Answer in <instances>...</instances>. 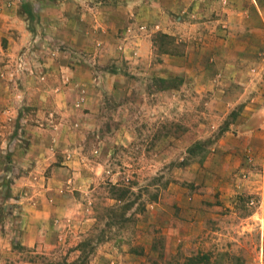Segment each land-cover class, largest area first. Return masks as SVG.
<instances>
[{"label":"crops","instance_id":"crops-1","mask_svg":"<svg viewBox=\"0 0 264 264\" xmlns=\"http://www.w3.org/2000/svg\"><path fill=\"white\" fill-rule=\"evenodd\" d=\"M21 1L0 0V264H38L24 253L50 252L65 242L77 213L60 189L71 168L77 179L86 166L104 170L105 162L84 154L83 142L100 132L105 97L129 77L121 63L132 75L184 74L200 92H214L212 100L224 110L237 105L238 120L224 130L217 158L224 169L239 166L246 149L264 160V65L252 61L254 47L264 49V40H255L264 30L239 27L215 50L183 37L181 51L165 54L160 64L155 36L193 33L201 21L191 25L189 15L212 17L201 0L48 1L56 14H23ZM259 3L230 0L228 11L249 21ZM213 55L216 65L209 66Z\"/></svg>","mask_w":264,"mask_h":264},{"label":"rangeland","instance_id":"rangeland-1","mask_svg":"<svg viewBox=\"0 0 264 264\" xmlns=\"http://www.w3.org/2000/svg\"><path fill=\"white\" fill-rule=\"evenodd\" d=\"M202 1L212 17L189 15L191 25L201 22L186 35L159 32L155 61L163 64L165 54L181 51L183 37L215 50L239 27L264 30V0H257L260 9L249 21L230 14V0ZM39 2L22 0L20 12H58ZM253 50L252 61L264 65V49ZM120 65L129 77L105 97L100 132L83 142L84 154L105 162L104 170L86 166L77 179L71 168L60 194L74 201L77 214L65 244L25 256L38 264H264V160L246 149L239 166L224 169L217 158L224 130L238 120V106L224 110L212 100L214 92H200L184 74L161 82ZM208 65H216L214 55ZM212 74L217 79L219 73ZM3 188L8 193L10 183Z\"/></svg>","mask_w":264,"mask_h":264},{"label":"trees","instance_id":"trees-1","mask_svg":"<svg viewBox=\"0 0 264 264\" xmlns=\"http://www.w3.org/2000/svg\"><path fill=\"white\" fill-rule=\"evenodd\" d=\"M164 38H168V36L167 35H164ZM156 79L160 80L161 82L167 81V79H161V78H156ZM171 79H175V78H171ZM41 264H43V263H41ZM47 264H67V261L64 260L63 263H58V262L57 263H53V262L48 261Z\"/></svg>","mask_w":264,"mask_h":264}]
</instances>
